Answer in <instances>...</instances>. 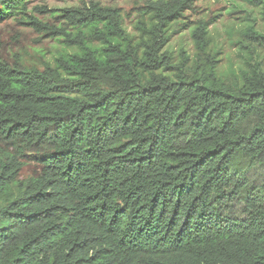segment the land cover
<instances>
[{
    "label": "trees",
    "instance_id": "16d2710c",
    "mask_svg": "<svg viewBox=\"0 0 264 264\" xmlns=\"http://www.w3.org/2000/svg\"><path fill=\"white\" fill-rule=\"evenodd\" d=\"M196 1L134 0L128 32L117 5L51 23L0 0V22L66 48L42 69L0 56V264H264V65L172 62ZM191 34L204 52L205 24Z\"/></svg>",
    "mask_w": 264,
    "mask_h": 264
},
{
    "label": "rangeland",
    "instance_id": "374dc122",
    "mask_svg": "<svg viewBox=\"0 0 264 264\" xmlns=\"http://www.w3.org/2000/svg\"><path fill=\"white\" fill-rule=\"evenodd\" d=\"M91 1L122 7L120 16L124 26L128 32H133L137 12L130 11V7L134 0H29L28 7H38L34 12L37 19L55 23L60 20L51 17L52 11L83 4L89 7ZM28 21L9 18L0 22V56L10 63L42 69L66 48L58 39L46 35V30L40 26L23 23ZM200 22L205 24L208 32L204 52L196 47L191 34ZM249 25L264 30L260 0H198L192 9L185 11L165 49L175 63L185 57L188 58L185 65H191L194 59H213L216 74L227 79L247 70L251 55L264 65V39L253 35L247 29ZM35 171L36 164L29 162L22 175H33Z\"/></svg>",
    "mask_w": 264,
    "mask_h": 264
}]
</instances>
